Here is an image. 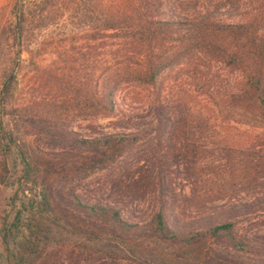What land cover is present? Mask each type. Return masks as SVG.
I'll return each instance as SVG.
<instances>
[{
    "label": "rangeland",
    "instance_id": "rangeland-1",
    "mask_svg": "<svg viewBox=\"0 0 264 264\" xmlns=\"http://www.w3.org/2000/svg\"><path fill=\"white\" fill-rule=\"evenodd\" d=\"M199 3L228 5L225 0ZM127 4L0 0V25L14 19V7L23 8L27 20L23 40L29 46H23L15 68L13 123L50 160L54 172L49 184L65 208L58 179L72 174L78 155L92 153L75 146L73 139L131 132L135 140L114 161L74 181L82 201L113 206L124 220L138 224L159 210L169 226L181 231L230 222L233 234L249 249L236 251L222 236L202 237V259L191 253L192 246L161 244L146 264H264V133L238 121L219 98L223 87L237 81L238 72L213 61L208 68L201 58L191 57L165 70L153 85L122 84L108 115L60 114L57 119V111L47 110L59 94L55 73L70 74L83 84L92 69L97 74L114 60L125 38L99 28L106 13ZM50 234L33 264H142L127 248L57 230Z\"/></svg>",
    "mask_w": 264,
    "mask_h": 264
},
{
    "label": "trees",
    "instance_id": "trees-1",
    "mask_svg": "<svg viewBox=\"0 0 264 264\" xmlns=\"http://www.w3.org/2000/svg\"><path fill=\"white\" fill-rule=\"evenodd\" d=\"M185 1L128 0L124 7L106 13L99 29L125 38L117 56L97 74L92 69L83 84L70 74L55 73L59 94L47 103V110L57 111V119L60 114L108 115L122 84L153 85L165 70L199 57L205 67L213 61L238 72L234 85L220 91V101L238 121L264 133V0H225L226 7ZM16 9L14 19L0 25V264H33L54 230L127 248L142 264L161 244L192 246L189 251L202 259L206 257L199 247L202 237L222 236L234 250L248 251L247 244L233 234L230 222L211 224L203 231H181L169 226L159 210L147 223L138 224L124 220L113 206L81 200L74 181L114 161L135 140L131 132L73 139L75 146L92 153L78 155L72 174L58 179L59 197L68 207L57 201L49 184L54 172L48 166L50 160L13 123L15 68L23 46H29L23 40L25 12ZM181 256L180 252L174 258Z\"/></svg>",
    "mask_w": 264,
    "mask_h": 264
}]
</instances>
